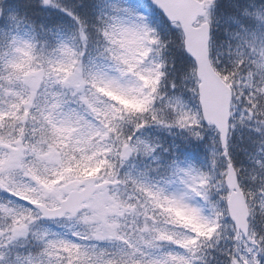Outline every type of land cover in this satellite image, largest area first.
Returning a JSON list of instances; mask_svg holds the SVG:
<instances>
[{
  "label": "snow or ice",
  "instance_id": "1",
  "mask_svg": "<svg viewBox=\"0 0 264 264\" xmlns=\"http://www.w3.org/2000/svg\"><path fill=\"white\" fill-rule=\"evenodd\" d=\"M145 2L151 20L157 27L149 23V15L142 10L118 3L111 5L113 26L123 37V50L117 56V75L105 77V88L101 90L111 89L108 95H115L125 108L113 107L96 96L85 93L79 101L86 110L87 114H84L74 109L65 110L63 92L48 87L51 75L45 79L43 69L45 63H57L56 53L67 54L62 59H68L70 62L69 42L76 38L75 32H66L65 25L58 23L46 30L41 24V32H38L33 20L20 6L0 0V40L7 44V50L0 51V61H4L9 68V84L7 87L0 86V128L11 129L7 135H0V189L30 187L18 184L15 178L18 171H27V166L23 163L24 149L21 144L24 134L30 133L33 139L39 137L30 146L33 155L31 164L37 171L34 182L42 185L41 199H34L32 202L43 211L44 218H78L90 225L91 237L97 240L118 241L114 251L108 253L69 240L65 235L47 228H37L33 231L37 222L34 214L12 205V202L8 205L0 204V213L11 218L14 225L10 226L7 233L9 241L31 234L42 243L38 256L17 255L15 264H194L197 260H204L201 255V239L214 235L216 222L203 215L200 207L186 205L184 201L187 193L174 198L173 202L187 212V222L193 235L175 238L153 225L151 228H136L134 235H139L133 239L120 235L118 223L119 217L125 211L132 213L131 206L118 200V192L105 188L108 180L98 185L91 179L96 169L90 167L93 156H89L85 149H100L102 145L93 142L102 141L112 133L118 134L119 139L124 134L126 123L133 124L137 130L145 129L150 124L161 127H171L173 124L178 127L188 126L190 117L183 100L164 93L167 65L163 53L169 48L176 55L183 78L194 82L195 86L190 90L199 95L204 118L219 129L223 155H229L228 81L235 77L236 72H233L231 77L222 72L217 59L214 58V50L218 47L216 42L219 40L218 34L212 30L214 0ZM26 7L39 11L55 10L56 13L62 14V18L79 26L80 39H87L86 23L82 14L84 9H79L75 0H29ZM251 14L264 21V12ZM245 15H249L246 9ZM229 19L240 23L237 14L230 15ZM161 33L165 37L164 40L161 39ZM41 34H46L56 44L52 55L47 59L34 55L38 36ZM236 36L249 44L254 54L258 52L260 56L259 60L254 61L256 72L248 73L245 81L247 90L255 83L254 76L259 75L264 79V35ZM257 39L260 42L259 48ZM229 54L237 57L242 68L245 53L241 51V45H237L234 52L229 45ZM218 56L219 52H215V57ZM37 59L41 62V70L28 71L37 67ZM21 74L25 86L16 88L15 82L21 78ZM42 81L45 90L40 93L38 85ZM63 83L77 92L83 91L84 81L79 78L66 79ZM172 86L175 87L174 84ZM260 93L264 94V89H261ZM250 100L257 108L261 107L258 97H250ZM249 107H252V104H249ZM125 110L128 115H125ZM165 110L172 113L171 117L162 115ZM191 123L195 124L196 120L191 118ZM20 125L23 127H19ZM12 133L19 134L21 140L17 141ZM131 139L135 137H125L124 150L120 153L122 157H128L133 152L155 156L160 148V145L148 139H136L134 144ZM65 141L72 145V152L81 153L79 159L68 152L58 150L57 146L63 145ZM41 144L48 145L47 151L39 147ZM212 156L215 163L216 153L213 152ZM172 166L177 175L184 177V183L193 188L194 181L204 179L203 174L197 173L191 164L182 167L180 161H173ZM45 172L52 173V178L40 179V175ZM228 177L229 184L234 185L231 164L228 166ZM61 184L62 187L58 186ZM162 193L161 189L156 194L157 202ZM227 199L236 221L237 232L229 246L221 249L222 255L230 264H264V236L257 239L255 235H248L243 196L238 192H231ZM240 229H244L243 234ZM145 232L155 235L146 237ZM72 235L79 240L89 238L87 234L80 232H72ZM5 236L6 232L0 230V239ZM164 241L176 245L181 251L164 250ZM3 246L0 244V248ZM4 258L5 253L0 251V261Z\"/></svg>",
  "mask_w": 264,
  "mask_h": 264
},
{
  "label": "clouds",
  "instance_id": "2",
  "mask_svg": "<svg viewBox=\"0 0 264 264\" xmlns=\"http://www.w3.org/2000/svg\"><path fill=\"white\" fill-rule=\"evenodd\" d=\"M75 2L79 9H84L82 14L86 23V40L80 39L79 26L73 25L70 21H32L37 26L38 32H41V24L46 30L58 23L65 25L66 32H75L76 35V38L69 42L71 44L70 62L68 59H62L67 54L61 52L56 53L57 63L43 65L45 79H48L49 74L51 75L48 87L63 92L65 110L74 109L87 114L85 108L79 103L81 96L85 93L94 95L100 101L113 107L125 108V105L121 104L115 95H108L111 89L101 90L105 88V77L117 75V56L123 50V37L120 31L113 26L111 5L118 3L142 10L149 15V23H152L154 27H157V24L151 20L145 0H141V3H130L129 0H75ZM229 6L234 11L227 16L223 11L218 13L221 0H214L212 9V30L219 36L214 58L217 59L218 67L222 72L230 77L233 72H236L235 77L228 81L230 86L229 119L227 120L228 156L223 155L219 129L204 118L199 95L190 90L195 86L194 82L183 78V71L178 66L176 55L171 48L163 53L167 65L164 93L178 96L183 100L190 117L188 126L178 127L173 124L171 127H161L150 124L145 129L137 130L133 124L126 123L124 134L119 139H117L118 134L112 133L102 141L93 142L100 143L102 145L100 149L93 150L91 147L85 149L89 156H93L90 167L96 169L91 179L98 185L108 180L109 183L104 185L105 188L118 192V200L132 208V213L125 211L118 219L121 236L135 239L136 235H139V233L134 235L136 228L145 226L151 228L153 225L175 238L193 235L187 222V212L173 202L174 198L184 193H187L184 201L186 205L200 207L203 215L209 216L216 222V227L213 229L214 235L201 239V255L204 256V260H197L194 264H230L222 255L221 249L229 246L237 232L236 221L232 216L227 199L231 192H238L244 198L248 235H255L257 239L264 236V94L260 93V90L264 89V79H261L259 75L254 76L255 83L245 90L248 73L256 72L254 61L259 60L260 56L258 52L254 54L249 44L236 36V34H240L241 37L252 34L256 37L264 35V21L251 14L257 11L264 12V0H229ZM245 9L249 15H245ZM233 14H237L240 23L229 19V16ZM160 35L164 40L163 33ZM256 44L259 48V39ZM229 45L233 52L237 45H241V51L245 53L242 68L237 57L229 54ZM55 47V41H52L46 34H41L38 36L34 55L47 59L52 55ZM6 50V42L0 40V51ZM215 52H219L218 57H215ZM234 62L235 66H233ZM40 64V60L37 59V67L28 71L39 72ZM8 75V66L4 61H0V86H8ZM74 78L84 81L83 91L77 92L76 89L63 83L66 79ZM173 84L175 87L172 86ZM24 86L23 74H21V78L15 82V87ZM38 88L40 93L44 92L43 81ZM250 97L252 99L258 97L261 107L257 108ZM249 104H252V107H249ZM125 115H128L127 110H125ZM162 115L171 117L172 113L165 110ZM191 118L196 120L195 124L191 123ZM19 127L22 128L23 125ZM9 132L11 129L8 127L0 128V135H7ZM193 133H198V135H193ZM12 134L17 141L21 140L19 134ZM125 137H135L131 139L133 144L136 139H148L160 145V148L155 156L133 152L128 157H122L120 153L124 150ZM38 139L39 137L33 139L30 133L24 134L21 147L24 149L23 163L27 166V171H18L15 177L18 184L30 187L14 186L8 190L0 189V204L8 205L12 202V205L34 214L37 222L33 226V231L37 228H47L89 248L95 247L97 251L105 250L108 253L114 251L118 241L114 239L97 240L91 237L90 225L81 222L78 218L68 219L66 216L44 218L43 211L32 202L34 199H41L42 196L40 193L42 185L34 182L37 171L31 164L33 155L30 146ZM245 142L251 147H246ZM39 147L47 151L48 145L41 144ZM57 147L59 151L68 152L77 159L81 156L79 152H72V145L68 141ZM233 148L244 153L243 160L238 161L234 157ZM213 152L216 153L215 163H213ZM173 161H180L182 167L187 164L193 165L197 173L203 174L204 179L194 181V188L184 183V177L175 173V168L172 166ZM229 164L232 168L234 185L229 184ZM50 178H52V173L45 172L40 175V179ZM161 189L163 193L157 202L156 194ZM42 202L47 203V201ZM10 226H14L12 219L0 213V230L6 232V236L0 239V244L4 245L0 251L5 253V258L0 261V264H15L17 255L38 256L42 250L41 241L36 240L31 234L9 241L7 233ZM72 232L87 234L89 238L79 240L72 235ZM240 232L243 234L244 229H240ZM144 235L149 237L155 233L145 232ZM162 246L164 250L181 251L176 245L167 241L162 242Z\"/></svg>",
  "mask_w": 264,
  "mask_h": 264
},
{
  "label": "trees",
  "instance_id": "3",
  "mask_svg": "<svg viewBox=\"0 0 264 264\" xmlns=\"http://www.w3.org/2000/svg\"><path fill=\"white\" fill-rule=\"evenodd\" d=\"M4 3H10L14 5L20 6L26 13L27 15L32 19L37 22H56V21H67L66 19L62 18V14H54L52 13L53 11L51 10L50 13L48 10L45 11H39L33 7H26L29 5V0H3ZM130 3H141V0H129ZM223 11L224 15L227 16L231 12L234 11L229 6V0H221V8L218 10ZM246 147H251L250 145L245 142ZM234 157L238 160L241 161L244 159V153L242 151H236V148L232 149Z\"/></svg>",
  "mask_w": 264,
  "mask_h": 264
},
{
  "label": "rangeland",
  "instance_id": "4",
  "mask_svg": "<svg viewBox=\"0 0 264 264\" xmlns=\"http://www.w3.org/2000/svg\"><path fill=\"white\" fill-rule=\"evenodd\" d=\"M53 12L52 13H54V14H57L56 12H55V10H52ZM49 13H50V11H48Z\"/></svg>",
  "mask_w": 264,
  "mask_h": 264
}]
</instances>
